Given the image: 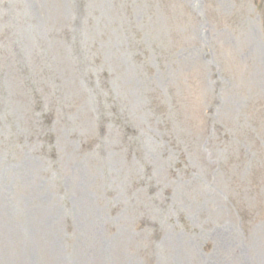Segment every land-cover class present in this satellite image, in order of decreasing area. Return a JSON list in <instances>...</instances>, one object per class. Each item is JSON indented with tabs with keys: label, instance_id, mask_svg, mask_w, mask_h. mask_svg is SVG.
I'll list each match as a JSON object with an SVG mask.
<instances>
[{
	"label": "rangeland",
	"instance_id": "obj_1",
	"mask_svg": "<svg viewBox=\"0 0 264 264\" xmlns=\"http://www.w3.org/2000/svg\"><path fill=\"white\" fill-rule=\"evenodd\" d=\"M0 264H264V0H0Z\"/></svg>",
	"mask_w": 264,
	"mask_h": 264
}]
</instances>
